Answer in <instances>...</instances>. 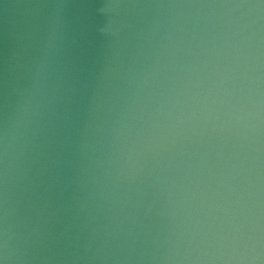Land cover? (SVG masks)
<instances>
[{
	"label": "clouds",
	"instance_id": "9594fccd",
	"mask_svg": "<svg viewBox=\"0 0 264 264\" xmlns=\"http://www.w3.org/2000/svg\"><path fill=\"white\" fill-rule=\"evenodd\" d=\"M0 264H264V0H0Z\"/></svg>",
	"mask_w": 264,
	"mask_h": 264
}]
</instances>
